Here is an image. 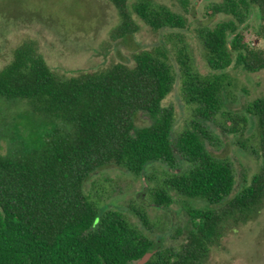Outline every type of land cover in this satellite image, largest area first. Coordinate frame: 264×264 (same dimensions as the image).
<instances>
[{
  "label": "trees",
  "instance_id": "16d2710c",
  "mask_svg": "<svg viewBox=\"0 0 264 264\" xmlns=\"http://www.w3.org/2000/svg\"><path fill=\"white\" fill-rule=\"evenodd\" d=\"M120 22L112 39L134 34L140 17L153 30L184 28L186 18L154 0H110ZM258 8L261 24L257 37L264 39V0H223L213 11L231 14L199 32L211 73H200L186 48L178 56L185 100L195 105L190 127L174 141L173 109L162 106L176 81L167 54L143 49L134 64L114 62L94 71L64 76L53 70L33 40L18 45L12 59L0 67V97L21 100L36 115L62 123L47 138L22 149L0 152V264H204L211 247L234 227L254 218L264 206V96L249 105L257 122L262 165L248 183L233 193L235 172L231 162L215 157L204 139L215 135L200 119L219 113L231 119L226 131H242L245 114L224 110L231 85L228 68L235 54L244 70L264 69V48L252 45L240 29ZM229 35H232L231 37ZM141 111L150 123L136 124ZM177 153L186 160L181 165ZM162 162L169 171L164 182L149 195L161 207L173 196L202 200L196 207L184 201L190 226L178 247H159L122 210L100 206L85 190L96 170L117 166L134 175ZM149 180L153 174L146 175ZM135 217L151 228L143 208L130 206ZM180 233V231H178Z\"/></svg>",
  "mask_w": 264,
  "mask_h": 264
},
{
  "label": "rangeland",
  "instance_id": "374dc122",
  "mask_svg": "<svg viewBox=\"0 0 264 264\" xmlns=\"http://www.w3.org/2000/svg\"><path fill=\"white\" fill-rule=\"evenodd\" d=\"M128 1L131 6L137 0ZM154 1L183 14L185 27L153 30L134 15L139 24L138 31L124 38L112 39L111 31L119 24L120 18L110 0H0V67L12 59L14 49L26 40L35 41L49 66L64 76L98 70L114 62L133 65L135 53L143 49H159L167 54L176 71L173 88L162 101L163 107L173 109L175 113L172 132L175 141L184 129L190 127L195 112V105L188 103L182 93L178 64L180 50H188L200 73H211L199 32L232 18V15L213 11L214 5L223 0ZM260 24L258 8L252 6L240 29L248 42L264 48V39L256 35ZM224 71L232 80L224 96V110L245 114L248 124L242 131L233 132L225 130L231 126V119L227 121L222 113L214 116L213 120H200L216 137L213 144L204 139L208 151L232 164L235 193L262 165L257 122L249 112V105L264 96V69L246 71L234 54L231 65ZM150 121L148 113L141 111L136 124L144 126ZM55 127L67 128L62 123L34 114L21 100L8 101L0 97V152L7 154L34 140L41 141ZM177 155L181 162L177 168L181 171L188 167V163ZM168 171L169 167L162 162L147 166L140 175L117 166L103 167L90 174L85 190L99 207L126 212L139 228L157 239L159 247L176 248L190 226L184 201L196 207L207 203L183 197L169 189L173 202L167 207L156 205L149 190L162 184ZM149 173L153 174L152 180L146 178ZM130 206L146 210L151 228L140 223ZM204 264H264V206L254 218L234 227L213 245Z\"/></svg>",
  "mask_w": 264,
  "mask_h": 264
},
{
  "label": "water",
  "instance_id": "95a60500",
  "mask_svg": "<svg viewBox=\"0 0 264 264\" xmlns=\"http://www.w3.org/2000/svg\"><path fill=\"white\" fill-rule=\"evenodd\" d=\"M151 254H152V252H147V253L142 257V259L139 260V263L142 264V263L146 262V261L149 259V257L151 256Z\"/></svg>",
  "mask_w": 264,
  "mask_h": 264
},
{
  "label": "flooded vegetation",
  "instance_id": "af4514ba",
  "mask_svg": "<svg viewBox=\"0 0 264 264\" xmlns=\"http://www.w3.org/2000/svg\"><path fill=\"white\" fill-rule=\"evenodd\" d=\"M167 207V206H166Z\"/></svg>",
  "mask_w": 264,
  "mask_h": 264
}]
</instances>
